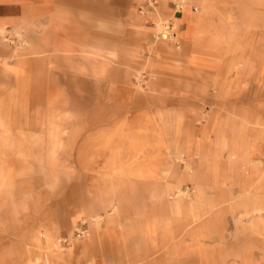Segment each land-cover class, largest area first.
Wrapping results in <instances>:
<instances>
[{"label":"rangeland","instance_id":"1","mask_svg":"<svg viewBox=\"0 0 264 264\" xmlns=\"http://www.w3.org/2000/svg\"><path fill=\"white\" fill-rule=\"evenodd\" d=\"M186 1L0 31V264H264V0Z\"/></svg>","mask_w":264,"mask_h":264},{"label":"crops","instance_id":"2","mask_svg":"<svg viewBox=\"0 0 264 264\" xmlns=\"http://www.w3.org/2000/svg\"><path fill=\"white\" fill-rule=\"evenodd\" d=\"M48 0H0V31L4 28H9L12 26H18L20 20L22 19L24 12L35 9L36 7L43 4ZM182 9L179 11V21L185 22L186 27L181 31V36L183 38H191L196 35V26L199 24V20L194 14L191 13L189 6L186 0H182ZM183 10V11H182ZM185 17H188V21H184ZM164 193L162 190L161 196ZM75 230V229H74ZM67 237L69 236H62ZM51 256V260H59L62 258V255L56 252H47L46 259L48 260Z\"/></svg>","mask_w":264,"mask_h":264},{"label":"built area","instance_id":"3","mask_svg":"<svg viewBox=\"0 0 264 264\" xmlns=\"http://www.w3.org/2000/svg\"><path fill=\"white\" fill-rule=\"evenodd\" d=\"M163 34H166L168 37H169V35H171V33L169 34V33H162V37H163ZM167 37V38H168ZM166 39V38H165ZM84 225H85V222H83V221H81L80 223H79V225H78V227H76L75 228V230H74V237L76 238V239H79V238H81V237H83L84 235H85V232H86V230H85V228H84ZM57 242L59 243V245H61L62 247H66V246H68L69 244H70V240H69V238H65V237H59L58 239H57Z\"/></svg>","mask_w":264,"mask_h":264},{"label":"bare ground","instance_id":"4","mask_svg":"<svg viewBox=\"0 0 264 264\" xmlns=\"http://www.w3.org/2000/svg\"><path fill=\"white\" fill-rule=\"evenodd\" d=\"M181 1V0H180ZM180 9V8H179ZM168 36L166 34H163V38H167Z\"/></svg>","mask_w":264,"mask_h":264}]
</instances>
